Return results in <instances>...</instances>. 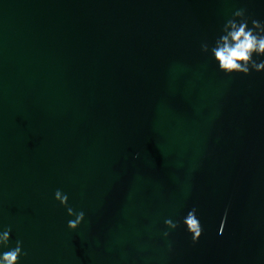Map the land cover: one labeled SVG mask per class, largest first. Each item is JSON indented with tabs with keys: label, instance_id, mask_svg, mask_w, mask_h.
<instances>
[{
	"label": "water",
	"instance_id": "obj_1",
	"mask_svg": "<svg viewBox=\"0 0 264 264\" xmlns=\"http://www.w3.org/2000/svg\"><path fill=\"white\" fill-rule=\"evenodd\" d=\"M238 8L264 22V0H0V230L20 264H264V72L200 50Z\"/></svg>",
	"mask_w": 264,
	"mask_h": 264
},
{
	"label": "clouds",
	"instance_id": "obj_2",
	"mask_svg": "<svg viewBox=\"0 0 264 264\" xmlns=\"http://www.w3.org/2000/svg\"><path fill=\"white\" fill-rule=\"evenodd\" d=\"M200 50L202 53L210 55L218 65V71L226 76H248L252 72H264V60L258 62L256 59V57H264V22L247 15L246 8H238L225 21L221 28V34L214 43L210 45L206 41L202 42ZM54 199L66 209L69 217H73L68 220L67 228L72 231L77 230L84 222L85 213L70 206L68 195L60 189L54 192ZM227 216L228 210L225 209L220 224L221 233L225 230ZM164 223L169 230H175L180 225L179 221L174 222L172 219H166ZM182 223L190 234L192 243H198L204 228L195 207L187 213ZM11 232V227L0 230V249H7L0 251V264H20L21 257L27 255L23 249L22 240L17 239L15 245L11 246ZM163 235L167 238L170 231H165ZM169 248H171V244H169Z\"/></svg>",
	"mask_w": 264,
	"mask_h": 264
}]
</instances>
